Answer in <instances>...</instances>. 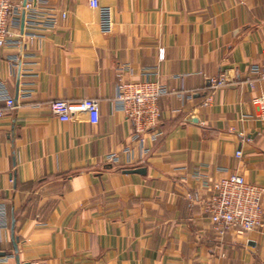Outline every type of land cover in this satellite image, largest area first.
I'll return each instance as SVG.
<instances>
[{"label": "crops", "instance_id": "1", "mask_svg": "<svg viewBox=\"0 0 264 264\" xmlns=\"http://www.w3.org/2000/svg\"><path fill=\"white\" fill-rule=\"evenodd\" d=\"M100 3L111 8L110 33L89 0H48L57 25L0 54V92L18 103L0 118V199L10 221L0 264H264V227L219 237L192 189L199 167L264 187V119L254 103L264 0ZM155 67L169 93L159 100L157 139L149 133L142 143L114 98L119 73L140 80ZM222 73L229 82L211 88ZM56 98L98 99L99 122L60 121L48 106Z\"/></svg>", "mask_w": 264, "mask_h": 264}, {"label": "built area", "instance_id": "2", "mask_svg": "<svg viewBox=\"0 0 264 264\" xmlns=\"http://www.w3.org/2000/svg\"><path fill=\"white\" fill-rule=\"evenodd\" d=\"M47 3L48 0H0V54L7 46L19 48L25 42L44 37L57 25V17L48 11ZM89 4L99 10L103 32L110 33L113 29L111 8L102 5L100 0H89ZM163 54L164 48L160 47V59ZM7 60L13 66L21 62L18 55L9 56ZM256 69L262 92L254 103L259 106L264 119V66ZM118 76L114 100L118 109L132 123V138L143 143L146 135L152 133V138L156 140L159 132H155V127L161 115L159 100L169 93L160 80L159 68L145 70L140 80H126L122 73ZM228 82L226 73L209 78L211 88L221 87ZM250 84L254 85V81H250ZM3 88L0 79V91ZM0 95L4 96L6 104L5 108H0L1 118L6 110L16 109L18 103L4 91ZM209 101L207 97L204 104ZM48 106L52 114L63 122L70 121L78 114H86L92 124L99 122L100 104L96 98H56ZM241 155L242 151L238 150L236 156ZM110 159L117 160V156L111 155ZM204 170V167H199L193 173L192 189L198 192L196 202L209 216L219 237L228 233L245 236L264 227L263 186L247 181L239 173L209 177ZM9 227L7 206L0 199V241L6 238Z\"/></svg>", "mask_w": 264, "mask_h": 264}, {"label": "water", "instance_id": "3", "mask_svg": "<svg viewBox=\"0 0 264 264\" xmlns=\"http://www.w3.org/2000/svg\"><path fill=\"white\" fill-rule=\"evenodd\" d=\"M137 171H140L142 169H136ZM15 225H16V219L14 216V212H12V217H11V241L13 243L14 249H15V258L17 261H19V257H18V241L19 238L18 236L15 234Z\"/></svg>", "mask_w": 264, "mask_h": 264}]
</instances>
